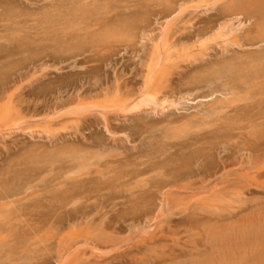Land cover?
I'll return each mask as SVG.
<instances>
[{"label":"rangeland","instance_id":"1","mask_svg":"<svg viewBox=\"0 0 264 264\" xmlns=\"http://www.w3.org/2000/svg\"><path fill=\"white\" fill-rule=\"evenodd\" d=\"M83 2L86 1L0 0V103L6 100L2 98L3 89L12 92L14 103L24 109L27 113L24 119L28 118L30 123L24 121V129L23 119L17 130L0 131V264H62L66 257L68 264H81V259L93 264L96 260L89 249L79 247L82 253L78 252V247L69 250L80 260L65 251L70 242L66 234L85 229L84 224H80L89 219L92 224L87 225L88 229L112 233L120 247L115 252L110 246L105 248L112 252L103 255L101 264H264V187L219 189L211 183L207 188L194 184L165 185L186 172L193 175L199 170L203 176L212 175L218 170L219 157L236 155L241 140L223 143L226 140L224 126L218 121L211 120L209 126L194 128V114L208 102L226 97L221 83H192L191 79L202 70L203 62L197 60L195 65L200 66L183 68L179 71L181 76H174V89L168 97V101H172L167 102L165 109L151 108L150 112V107L130 106L122 112L108 113L113 130L109 132L100 107L104 105L103 99H107L101 91L106 75L110 73L111 82L114 73L130 77V87L137 92L142 85L144 66L141 65L146 49L138 43L135 49L115 48L118 51H111V55L101 50L97 53L99 49L83 44L62 53L59 44L43 39L44 35L51 36L49 32L61 12L74 5L84 6ZM142 2L144 0H98L97 4L109 15L116 12L143 15L153 27L160 29L159 24L165 19L148 15V6ZM202 13L205 16L212 11ZM138 49L140 51H135ZM211 54V59L220 55ZM76 94L98 108L92 105L91 112L85 111L86 114L83 112L79 117L74 113V117L69 115L77 109ZM137 99L130 103L135 105ZM177 102L180 109H175L179 107L175 106ZM67 110L72 111H68V117L60 115L62 118H59L58 115ZM160 110L167 111L161 114ZM235 112L238 114V111L233 114ZM52 116L59 119L54 120ZM162 118L166 121L160 120ZM167 121L175 122L167 125ZM182 123L191 124L189 127L194 130L181 137L173 136L171 129L183 126ZM253 129L246 127L245 135ZM99 155H106L103 159L118 156V166L106 175L107 183L96 188V175H82V172L80 176L72 173L74 177L67 178L62 186L58 183L75 171V156ZM150 163L159 165L163 171L160 174L159 170L148 172L138 179L132 177L136 168H142L141 164ZM143 176H147L145 180ZM196 179L197 176L192 178L198 182ZM95 188L75 204H68L64 199L77 189ZM162 203L166 205L161 206ZM228 241L232 245L231 262L230 256L220 255L226 249H219L221 243L226 245ZM215 243V249H210ZM84 251L87 255H83Z\"/></svg>","mask_w":264,"mask_h":264},{"label":"bare ground","instance_id":"2","mask_svg":"<svg viewBox=\"0 0 264 264\" xmlns=\"http://www.w3.org/2000/svg\"><path fill=\"white\" fill-rule=\"evenodd\" d=\"M84 1H86L82 3L84 6L72 5L73 7L70 6L71 8L66 12H61L58 19L54 20L55 25L52 31L49 32L51 36L48 35L45 37L44 35L43 39L59 44V48L63 50L62 53L70 51L73 48H78L83 44H89L91 48L99 49L97 53L101 50V53L106 51L109 54H111L113 50L118 51L115 48H119V50L128 48L135 49L138 43L141 48L146 49V57L143 59V65H141L142 67L144 66V69L142 68V85L139 86L137 92L130 87V77H125L122 73H114L111 82L112 76L110 73L106 75V84L101 91L107 99H103L102 102H104V105H100L103 111L102 113L99 112V115L101 113V116H103L104 124L108 131L111 133L113 132L109 118L107 117L108 113L112 112L115 114L116 112H122L126 109L128 110L130 106H135V109H141L142 106L150 107V112L152 109L156 111L157 107L165 109L167 102L170 104L172 101V99L168 101V97L170 92L174 89V76H179V71L183 68L200 66L195 65V62L201 60L203 62L200 67V69H202L201 73L195 75L191 79V82L211 83L213 81H219L222 86L221 91L226 94V97L224 98V96H222L224 99L217 98L208 102L207 106L204 108L200 107L201 109L199 108L200 110L197 114L193 115V117H195L193 121L196 123L194 124V128L209 126L211 120L218 121V123L224 126L223 137H225L226 140H223V143L225 141L230 142L233 139H240L241 145L234 157H219L218 170L212 175L208 176L205 174V176H203L200 174L199 170L195 171L193 175L192 172H186L179 175L180 178L174 179V181H167L165 185L181 184L184 187L194 184V186L199 185L201 188H207L211 183V185L219 189L264 187V181L262 180L264 177V0H197L196 2H194L195 0H144L142 4L148 6V15H160L162 19H165L164 23L159 24L160 29L153 27L151 23L147 22V19H145L143 15L138 16L136 14H123L117 12L109 15L108 13L105 14L103 12L104 10H100L97 4L98 0H89V2H87V0ZM200 1L203 3L199 4L198 2ZM79 2H81V0H77V3ZM126 9H128V7ZM200 9L201 11H199ZM211 11L212 13L203 16L204 13L202 12L209 13ZM20 19H22V17ZM155 19V21H157L156 17ZM36 22L38 23L37 20ZM135 51H140V49ZM211 52L216 54L219 53L220 55L217 59H211ZM38 74L41 75L40 72ZM139 78L141 77L139 76ZM15 90L16 88L12 91L14 92ZM76 95L78 105L75 106H77V109L75 108L76 110H72V112L69 111L71 106H68L70 109L67 110L66 113H60L58 115L59 118H62L60 115L68 117L67 113L69 112H72V114L69 113V115L73 116L75 114L74 116L78 115L77 117H79L80 115H84L85 111L88 113L89 110L91 112V108L93 110V107H97L95 103L93 105V102V107L89 105L91 104V102H89L90 100L85 103V100L84 102L80 99V95ZM2 96L1 97L6 100L3 104L0 103V131L3 129H8L9 131L17 130L22 120L26 118L25 116L27 113L24 112L23 108L16 106L12 92L8 93L7 90L3 89ZM187 97L189 96L187 95ZM209 98L212 99L211 97ZM209 98L207 100H210ZM136 99L138 102L134 105L133 103L135 102L133 101ZM131 101L133 103H130ZM173 103L174 102H172V105ZM176 105L178 106L179 103H175V106ZM180 106L181 105L175 109H180ZM199 106L200 105H198V107ZM87 108L88 111L86 110ZM108 109L110 110L108 111ZM171 109H174V107ZM136 111L138 110H135V112ZM144 111L143 113L147 112ZM161 111L166 112L167 110H160V113ZM234 111H238V114H236V112L233 114ZM160 113L157 114L159 117L162 114ZM58 116L53 117L54 120L55 118L57 120ZM52 117L51 119H53ZM28 120V118L26 121L24 119L22 124H24V121L26 123ZM160 120L166 121V119L163 118ZM173 122L175 121H167V125ZM26 124L30 123L27 122ZM180 125H183V123ZM190 125L191 124H186L179 127H177V125L176 128L171 129L172 135L177 137L186 135L188 132L194 130V128L189 127ZM214 125L216 124L214 123ZM26 127L28 128V126ZM246 127H252V129L255 128V130L253 129L254 132L252 131L251 133L248 131L247 136L244 133ZM24 129H26L25 124ZM5 132H7V130ZM199 132L201 133V131ZM154 133L156 134V132ZM212 135H214V133H212ZM170 137L168 139H170ZM177 137L173 139H177ZM114 139L116 138L114 137ZM188 143L191 144L190 142ZM103 157L101 155H99V157L75 156L73 158V163L76 166L75 171L69 172V174H67L68 176L66 175V177L62 178L61 181L59 180L58 183L61 182L62 186L63 182L67 181V178L68 180L72 179L71 177H74L73 174L79 172H82V175H96V177L94 176L95 179L98 180L96 188L100 184L107 183L106 175L115 170L119 160L117 155L115 156L117 158L109 157V159H103ZM147 161L148 160L145 162L146 164H148ZM141 165L142 168H136L137 170L132 176L133 178H137L148 172H156L159 170L158 172L160 174V172L163 171L159 165L156 166L152 163L146 166L144 164ZM126 167L132 168L127 165ZM127 170L129 171V169H126V171ZM81 174L79 173V176ZM156 175H158V173ZM123 176L125 177V174ZM188 176H190V178ZM195 176H197L196 180H198V182L192 180ZM146 177L143 176V179L145 180ZM186 177L188 181H186ZM120 178L122 177H119V179ZM141 181L142 180L139 182L141 183ZM192 181L194 183H191ZM128 187L129 186L124 188L126 189ZM96 188L89 191L77 189L78 191L76 190L70 193V195L64 197V199L68 200V204H75L84 199L86 194H90L93 190L95 191ZM7 197H9V195ZM166 200H169V196ZM163 203L161 206L166 205V203L165 205ZM86 216H88V214ZM72 220L73 219H71V221ZM227 220L230 221L229 218ZM82 224H84L83 226L85 229H80V232L77 233L70 232L66 234L70 242L65 246V251L67 250L68 252L75 248L77 250L78 247V252L82 253L81 247L82 249L84 248L83 250L89 249L93 260H96L93 264H101L103 263L102 257L104 254H108L109 251L112 252L111 250L113 249H115L114 252L120 249L112 233L109 234L103 229H88L87 225L92 224V220L90 219L86 222L84 221L80 225ZM64 236L65 235H63V237ZM67 238H65V240ZM61 240L63 239L61 238ZM216 245L217 243L212 246L210 245V249H215ZM109 246L111 250L109 249V251H106L105 248ZM221 248L226 249V251L220 255H224L225 257L230 256L228 260L231 262L233 256L232 245L228 241L226 245L221 243L219 249ZM76 250H73V252ZM70 252L72 255L71 257L76 256V253L74 252L75 254L73 255L72 251H69L67 254H70ZM84 252L83 255H87L86 251ZM64 257L65 256H63V258ZM76 257L78 258V256ZM90 257L87 256L86 258ZM67 259L68 257L65 258L66 263ZM78 259L80 260V258ZM98 259H101V261ZM79 260H77V262ZM81 261V264H92L90 260L85 262L81 259ZM65 262L62 261L61 263L64 264Z\"/></svg>","mask_w":264,"mask_h":264}]
</instances>
